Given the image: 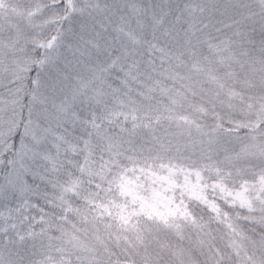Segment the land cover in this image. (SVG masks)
<instances>
[{"label": "snow or ice", "instance_id": "6c2138e0", "mask_svg": "<svg viewBox=\"0 0 264 264\" xmlns=\"http://www.w3.org/2000/svg\"><path fill=\"white\" fill-rule=\"evenodd\" d=\"M0 264H264V0H0Z\"/></svg>", "mask_w": 264, "mask_h": 264}]
</instances>
